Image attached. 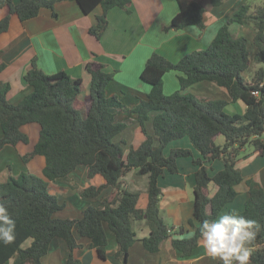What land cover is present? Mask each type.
<instances>
[{"label": "trees", "instance_id": "16d2710c", "mask_svg": "<svg viewBox=\"0 0 264 264\" xmlns=\"http://www.w3.org/2000/svg\"><path fill=\"white\" fill-rule=\"evenodd\" d=\"M64 0H0V7L7 14L0 20V34L16 14L24 21L35 17L43 8H52ZM85 14L100 8L96 22L89 33L100 39L108 27V10L113 7L128 8L131 0H73ZM177 14L172 18L171 28L180 30L194 25L204 29L206 17L202 0H175ZM213 7L222 0H210ZM251 25L255 31L252 45L256 51L250 56L247 38L234 36L230 23ZM264 65V5L252 7L242 4L220 27L211 43L205 48L192 51L179 61L172 62L158 53H153L145 63L141 79L151 88L145 99L134 107L127 108L114 95L107 94L112 73L103 65L88 63L86 70L91 76L87 105L78 99L82 89L80 78H72L64 71L44 74L32 62L24 75L31 92L12 104L6 94L8 82L0 81V149L5 145L28 143L29 137L21 127L37 123L39 134L33 149L22 156L26 163L35 155L45 159L42 176L32 173L9 175L0 182V203H4L16 222L15 239L10 244L0 243V264L12 259L11 264H42L52 240L63 238L69 249L66 264H79L73 250L78 246L74 231L89 241L101 258H105L108 246L107 226L119 245L115 253L121 264H126L129 249L138 241L133 223L144 220L149 227L147 237L140 239L149 253L158 252L162 243L170 238L172 229L160 212V188L158 178L165 171H178L177 159L191 157L197 166L194 185V217L198 225L187 238L172 239V246L189 256L200 241L199 227L204 219L219 215L223 207L237 195L236 186L242 174L236 167L240 149L251 145L253 150L264 153V66L254 68L251 81L243 77L249 64ZM0 64V72L4 68ZM174 70L179 75V90L166 95L163 92V76ZM206 81L225 87L231 101L242 100L247 108L243 114L230 115L222 100L198 99L185 90L192 84ZM257 90L259 95L253 94ZM116 109L129 110L135 115L146 138L136 148L124 153L123 142L114 141L125 127L115 121ZM151 121L152 131L146 129ZM223 135L222 145L215 138ZM187 137L199 156L193 157L190 149H173L166 156L167 143ZM221 159L223 169L210 177L205 163ZM87 167L89 184L82 191L83 197H97L104 189L112 187L113 195L104 201L103 208L88 206L80 218H57L55 213L62 204L49 191V181L64 177L78 166ZM149 175L148 201L139 208L140 194L128 190L121 179L128 171ZM218 185L217 192L208 195V183ZM248 196L242 211H236L247 219L256 221L252 229L250 261L264 264V190L255 180L246 181ZM233 211L229 210L228 212ZM32 239L28 247L22 244ZM259 246H262L261 248ZM217 264H221L218 262Z\"/></svg>", "mask_w": 264, "mask_h": 264}, {"label": "crops", "instance_id": "0c3cea01", "mask_svg": "<svg viewBox=\"0 0 264 264\" xmlns=\"http://www.w3.org/2000/svg\"><path fill=\"white\" fill-rule=\"evenodd\" d=\"M205 7V27L200 30L194 25L183 29L171 28L172 18L178 12L175 0H131L127 10L113 7L108 10V27L98 40L89 33V28L95 24L96 15L100 8L85 14L73 0L57 2L52 8H43L35 17L20 20L16 14L10 17L8 29L0 34V64L5 66L0 72V81L8 82L10 89L6 94L7 101L19 103L23 97L31 92L29 84L24 79L25 73L34 61L36 66L46 75L64 71L72 78H80L81 93L78 99L87 105L90 92L91 76L86 70L88 63L103 65L106 72L112 73V81L107 86V94L116 96L127 108L134 107L140 100L145 99L151 86L144 82L140 75L146 61L153 53L177 62L186 54L205 49L214 39L220 27L226 22L242 4L252 7L264 5L252 3L250 0H222V4L213 7L210 0H202ZM7 14V9L0 7V20ZM229 30L234 36L247 38L250 56L253 57L256 49L252 45L254 29L251 25L230 23ZM264 66V65H257ZM255 64L251 61L248 69L243 72L246 81H251ZM180 73L174 70L163 76V92L170 95L179 90ZM198 99L222 100L226 102V113L243 114L247 108L242 100L231 101L225 87L214 82L201 81L192 84L185 90ZM115 121L125 125L114 141L123 142L124 153L132 147L136 149L146 138L140 125L135 122V115L129 110L116 109ZM149 133L152 131L151 121L146 123ZM21 130L28 135L29 142H19L16 145H5L0 149V169L14 164L7 159L11 150L16 151L20 158L33 149L38 139L39 125L26 124ZM1 135V131H0ZM224 136L217 135V144L224 143ZM190 149L193 157L199 153L193 148L187 137L171 141L164 148V155L173 149ZM15 158V157H14ZM8 160V161H7ZM45 159L42 155H35L16 174L32 173L42 176ZM210 177L223 169L221 159L205 163ZM178 171H165L158 178L160 188V212L166 223L172 227L170 238L165 240L158 252L149 253L143 248L140 239L150 233L144 220L133 223L136 241L129 249L126 264H217L220 262L207 254L200 242L189 256H182L181 252L172 246V239L190 237L198 221L194 217V185L196 183L197 166L191 157L177 159ZM236 167L240 170L243 180L237 184L236 197L227 203L219 214L229 210L242 211L248 196L247 180L257 181L264 190V153L253 150L251 145L240 149ZM11 172V168H9ZM2 174L0 182L4 181ZM128 190L140 194L137 206L145 208L148 201L149 175L137 174L135 169L128 171L121 177ZM89 184L87 167L80 165L70 174L49 181V191L55 195L62 208L55 213L57 218H80L83 209L88 206L103 208L104 201L113 195L112 187L104 189L97 197H83L82 191ZM218 190L214 181L208 183V195L212 197ZM108 246L105 258H101L88 240L74 231L78 246L73 250L74 258L79 264H121L115 253L119 245L113 232L106 226ZM32 239H27L22 246L28 247ZM260 248L262 246H259ZM69 249L66 241L56 237L49 245L47 254L42 258V264H66ZM10 259L5 264H11ZM250 264L254 262L250 261Z\"/></svg>", "mask_w": 264, "mask_h": 264}, {"label": "clouds", "instance_id": "9594fccd", "mask_svg": "<svg viewBox=\"0 0 264 264\" xmlns=\"http://www.w3.org/2000/svg\"><path fill=\"white\" fill-rule=\"evenodd\" d=\"M255 226L256 221L239 215L235 210L223 212L200 222L199 242L207 254L221 264H250L251 245L255 239L252 229ZM15 231V220L5 204L0 203V243L7 245L13 242Z\"/></svg>", "mask_w": 264, "mask_h": 264}, {"label": "rangeland", "instance_id": "374dc122", "mask_svg": "<svg viewBox=\"0 0 264 264\" xmlns=\"http://www.w3.org/2000/svg\"><path fill=\"white\" fill-rule=\"evenodd\" d=\"M254 1V3L256 4V3H262V2H264V0H253ZM250 2V4L252 3V0H250L249 1ZM250 45L248 44V47H249ZM252 62H253V60H251ZM258 66L257 65H255V68H257ZM1 131V130H0ZM12 152H11V154H9V155H7V159L8 160H11V163L12 164H14V171L12 172V167H11V165H8V163H7V165L5 166V167H3L2 169H0V178H1V176H2V174L4 175V177L3 178H6V176H7V174H9V173H14V174H16L18 171H20L18 168L22 165H24L25 164V162L23 161V159H22V157L20 158V156L19 155H16L15 156V154H16V151L14 150V149H12L11 150ZM2 152H0V154H1ZM15 157V158H14ZM7 160V161H8ZM9 168H11V172L9 171ZM16 172V173H15Z\"/></svg>", "mask_w": 264, "mask_h": 264}, {"label": "built area", "instance_id": "2783aa9c", "mask_svg": "<svg viewBox=\"0 0 264 264\" xmlns=\"http://www.w3.org/2000/svg\"><path fill=\"white\" fill-rule=\"evenodd\" d=\"M254 95L258 96L259 95V92L257 90H254Z\"/></svg>", "mask_w": 264, "mask_h": 264}]
</instances>
